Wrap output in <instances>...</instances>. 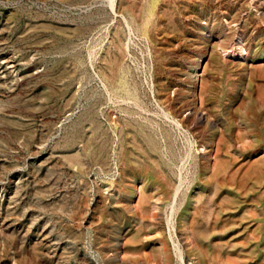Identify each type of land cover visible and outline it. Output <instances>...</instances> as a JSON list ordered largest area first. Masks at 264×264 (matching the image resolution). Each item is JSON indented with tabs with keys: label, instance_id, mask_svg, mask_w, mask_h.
Masks as SVG:
<instances>
[{
	"label": "rangeland",
	"instance_id": "374dc122",
	"mask_svg": "<svg viewBox=\"0 0 264 264\" xmlns=\"http://www.w3.org/2000/svg\"><path fill=\"white\" fill-rule=\"evenodd\" d=\"M0 264H264V0H0Z\"/></svg>",
	"mask_w": 264,
	"mask_h": 264
}]
</instances>
